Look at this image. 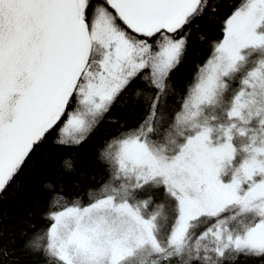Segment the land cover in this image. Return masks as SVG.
Here are the masks:
<instances>
[{
	"label": "snow or ice",
	"instance_id": "snow-or-ice-1",
	"mask_svg": "<svg viewBox=\"0 0 264 264\" xmlns=\"http://www.w3.org/2000/svg\"><path fill=\"white\" fill-rule=\"evenodd\" d=\"M209 10L210 0H0V194L50 136L79 145L134 81L151 89H136L143 119L101 146L107 179L87 203L44 185L48 227L28 246L48 264L264 260V0L233 5L179 108L164 102L190 26Z\"/></svg>",
	"mask_w": 264,
	"mask_h": 264
},
{
	"label": "trees",
	"instance_id": "trees-1",
	"mask_svg": "<svg viewBox=\"0 0 264 264\" xmlns=\"http://www.w3.org/2000/svg\"><path fill=\"white\" fill-rule=\"evenodd\" d=\"M238 2L210 0L215 11L209 10L207 15L190 26L186 52L170 75V88L164 97L170 109L179 108L198 66L209 58L214 43L223 39V22ZM137 88L151 92L143 80L134 81L117 98L102 122L79 145L70 148L56 146L51 143L50 136L32 154L20 175L0 194V232L3 247L7 251L6 255L0 256V264H48V258L42 251H35L28 246L37 232L48 227L45 214L51 193L45 190L44 185H55L70 200L79 198L82 203L88 202V194L95 192L107 179L105 165L99 158L101 146L119 130L137 125L145 115L147 104L143 96H136ZM69 157L73 167L66 170L62 161ZM231 264H264V260L241 255Z\"/></svg>",
	"mask_w": 264,
	"mask_h": 264
}]
</instances>
